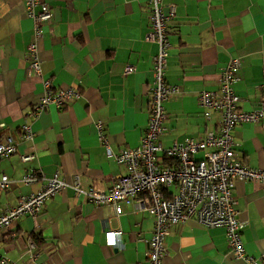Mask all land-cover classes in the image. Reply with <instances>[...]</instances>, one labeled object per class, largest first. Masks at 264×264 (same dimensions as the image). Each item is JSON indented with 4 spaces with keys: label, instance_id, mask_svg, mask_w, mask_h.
Segmentation results:
<instances>
[{
    "label": "crops",
    "instance_id": "0c3cea01",
    "mask_svg": "<svg viewBox=\"0 0 264 264\" xmlns=\"http://www.w3.org/2000/svg\"><path fill=\"white\" fill-rule=\"evenodd\" d=\"M149 0H44L52 11L39 42L42 73L30 71L28 46L34 21L25 0H0V141L12 137L18 152L0 161V174L14 182L0 189V213L21 196L44 188L54 176L83 185L108 188L112 178L127 172L108 158L97 129L105 124L112 150L135 148L149 123L150 90L158 45L146 39ZM175 3L170 22L167 83L178 93L165 103V147L188 138L218 132L221 114L206 118L200 105L203 90L219 91L220 74L232 58L240 59L235 90L239 107H259L264 80V0H165ZM128 66L134 69L126 74ZM51 80L54 90L76 87L81 96L39 116L34 106ZM31 125L36 136L23 139ZM233 134L238 159L264 168V128L244 122ZM36 152L33 163L21 154ZM202 153L197 158H202ZM34 170L38 179L22 182ZM175 193L176 188L170 187ZM234 195L247 252L264 255V182L238 180ZM138 203L95 205L72 189L48 200L41 215L23 217L0 232V255L16 264H150L149 240L155 221ZM121 230L124 250L108 244L107 233ZM32 243L35 247H32ZM164 264H247L233 257L226 230L207 228L195 220L170 228ZM260 264H264V259Z\"/></svg>",
    "mask_w": 264,
    "mask_h": 264
},
{
    "label": "built area",
    "instance_id": "2783aa9c",
    "mask_svg": "<svg viewBox=\"0 0 264 264\" xmlns=\"http://www.w3.org/2000/svg\"><path fill=\"white\" fill-rule=\"evenodd\" d=\"M148 5L150 26L146 39L155 42L158 51L154 58L149 123L143 140L135 148L115 153L106 138L104 122L97 123L106 156L114 158L127 172L114 176L108 188H87L80 176L68 181L56 175L48 180L44 188L21 196L16 205L0 213V232L11 229L23 217L41 215L48 200L72 189L77 196L83 195L95 205H114L117 214L123 212V203L132 205L137 202L139 208L148 211L155 221L149 240L150 264H164L168 254L165 238L170 228L189 220H195L207 228H224L233 257L247 264H260L264 255L253 256L245 247L242 237L244 223L239 218L234 190L238 180L264 182V168L249 167L238 159L233 130L244 122L259 123L264 128V80L259 86L262 90L259 107L252 111L240 109L241 99L236 93L235 84L239 80L241 63L239 58H232L220 74L219 91L203 90L200 95V105L206 118H210L213 111L221 114L219 131L209 132L204 139L188 138L165 147L160 139L166 130L165 103L179 91L177 86L168 84L166 80L171 45L170 22L176 16L177 5L165 0H149ZM25 6L27 14L34 21V37L28 46L29 68L31 72L41 74L39 42L44 35V25L52 18V11L44 0H25ZM133 69L128 66L126 74ZM80 96V91L74 86L54 90L51 80H46L33 115L39 116L51 105L62 108ZM23 131L24 140H34L36 134L31 125H25ZM17 152L18 144L12 137L0 141V161ZM199 153L203 154L202 158H197ZM21 159L25 163H33L37 154L24 153ZM37 179L34 170H31L24 175L22 182L32 184ZM13 184L8 175L0 174L1 190L9 189ZM170 187H175L176 192H169ZM122 234L121 230L108 232L109 246L124 250ZM31 246L35 247V244ZM0 264L16 263L0 255Z\"/></svg>",
    "mask_w": 264,
    "mask_h": 264
}]
</instances>
